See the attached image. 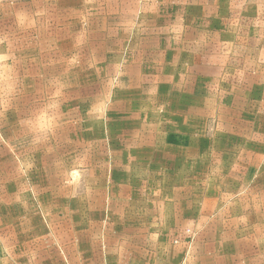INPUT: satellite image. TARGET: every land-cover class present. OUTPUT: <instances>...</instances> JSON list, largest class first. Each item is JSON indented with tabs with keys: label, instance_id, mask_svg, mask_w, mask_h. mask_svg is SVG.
Wrapping results in <instances>:
<instances>
[{
	"label": "rangeland",
	"instance_id": "374dc122",
	"mask_svg": "<svg viewBox=\"0 0 264 264\" xmlns=\"http://www.w3.org/2000/svg\"><path fill=\"white\" fill-rule=\"evenodd\" d=\"M0 264H264V0H0Z\"/></svg>",
	"mask_w": 264,
	"mask_h": 264
}]
</instances>
